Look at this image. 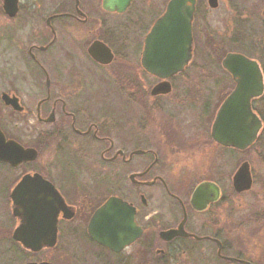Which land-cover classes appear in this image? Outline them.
<instances>
[{
    "label": "flooded vegetation",
    "instance_id": "1",
    "mask_svg": "<svg viewBox=\"0 0 264 264\" xmlns=\"http://www.w3.org/2000/svg\"><path fill=\"white\" fill-rule=\"evenodd\" d=\"M170 1L131 0L118 12L104 8V0H16V12L8 16L0 0V15L29 29L23 51L44 81L32 142L8 136L0 125L6 139L37 152L34 161L17 166L0 161V197L10 214L8 228L0 225V264H264V59L235 52L259 66L263 90L250 107L261 128L248 148L225 147L212 138L211 127L237 87L222 67L227 53L219 59L217 73L192 68L195 40H214L202 33L218 0L215 9L208 0H195L193 57L182 71L162 79L144 67L146 36L166 16ZM57 28L81 30L90 40H59L57 45ZM50 51L69 63L58 64L56 74H49L42 60ZM106 51L109 61H98L95 56ZM94 72L113 78L114 84L95 86ZM195 74L198 85L191 81ZM3 94L15 98L22 110L5 106ZM2 106L30 115L14 92L0 93V113ZM247 152L250 162H240L229 179L224 155L234 159ZM244 163L251 184L239 191L234 176ZM15 171L9 179L8 173ZM25 177L29 194L50 206L45 217L51 218L53 211L55 218L52 237L45 224L42 235L30 238L43 244L35 250L14 239L20 221L13 214L11 195ZM202 184L211 187L194 199ZM124 186L135 189L138 203L118 191L111 194L112 187L121 191ZM150 188L156 191L145 198L144 189ZM111 197L134 209L141 230L119 251L98 244L88 233L93 214Z\"/></svg>",
    "mask_w": 264,
    "mask_h": 264
},
{
    "label": "water",
    "instance_id": "2",
    "mask_svg": "<svg viewBox=\"0 0 264 264\" xmlns=\"http://www.w3.org/2000/svg\"><path fill=\"white\" fill-rule=\"evenodd\" d=\"M131 0H104L107 10L124 11ZM188 4V7H186ZM195 0H171L167 14L157 22L146 36V48L143 59L145 69L162 78L182 71L183 67L193 57V40L191 34V19ZM210 8L217 7V0H208ZM3 10L8 16L16 12V0H4ZM264 23V7L262 10ZM95 47V45L93 46ZM99 51L102 46L99 45ZM96 59L102 63L108 62L109 51ZM222 67L237 81L235 90L220 106L211 127V136L219 144L238 150L248 148L256 139L261 128V122L252 112L250 101L259 96L263 90L262 75L258 64L239 53H228L222 60ZM160 85L158 87H164ZM157 93V89L155 90ZM5 106L15 111H21L17 100L2 95ZM37 152L32 148H24L14 140L6 139L0 129V161L17 166L22 162L34 161ZM29 177H25L12 193L13 214L20 224L15 230L14 239L24 247L35 250L42 247L41 241H32L34 236L43 233L44 225H48L47 235L53 236L54 212L52 217L47 202L37 200L38 196L29 194ZM251 178L248 165L244 163L234 176V186L242 191L250 187ZM211 186L202 184L194 192V199L200 198ZM41 198V197H39ZM60 199V207L62 206ZM135 211L119 198H109L93 214L88 233L98 244L119 251L141 235V230L134 221ZM31 228L29 232L28 229ZM36 230V231H35ZM180 230V229H179ZM178 234L180 231H172ZM171 234V233H169ZM34 264V263H31Z\"/></svg>",
    "mask_w": 264,
    "mask_h": 264
},
{
    "label": "rangeland",
    "instance_id": "3",
    "mask_svg": "<svg viewBox=\"0 0 264 264\" xmlns=\"http://www.w3.org/2000/svg\"><path fill=\"white\" fill-rule=\"evenodd\" d=\"M264 0H218V8L216 11H210L207 16V23L202 35L206 33L214 40H195L196 50L195 59L192 68L201 70H218L220 69L219 59L223 54L230 52L251 53L249 55H257L261 60L264 59V23L262 19V10ZM28 28L22 27L21 24L10 22L0 15V93L14 92L21 97L27 107L29 116H19L9 109L2 106L0 113V125L8 136H13L21 140L24 144L32 142L33 135L37 132L34 110L36 102L44 97V81L39 77L36 69L26 57L23 51L25 40L31 38L28 35ZM57 39L59 40H90L80 30L69 28L67 31L57 28ZM51 36L48 40H51ZM25 48H27L25 46ZM54 49V48H53ZM209 54L211 59L205 57ZM43 63L49 74H56L58 64H69L66 58L57 57L54 52L50 51L43 56ZM67 61V62H66ZM218 71H216L217 73ZM223 74V73H222ZM96 75L91 83L95 86H108L114 84L113 78H106L104 73L94 72ZM229 77L225 74L223 81L229 85ZM192 84H200L199 75L192 76ZM43 92V93H42ZM47 157V156H46ZM251 155L247 153H239L234 159L224 155V170L226 176L231 177L238 164L243 160L249 161ZM69 159V158H68ZM72 163L71 160H69ZM250 162V161H249ZM113 172L116 171L112 168ZM18 171L8 173L9 179L15 177ZM129 182H127L128 184ZM8 185V180L6 186ZM145 198L151 196L156 188L144 189ZM124 195L131 202H137L133 199L135 189L124 186L121 191L112 187L111 194ZM185 193V192H184ZM9 210L7 201L0 197V225L7 224L9 226ZM24 254H21V257ZM20 258V255H19ZM33 256L31 259H38ZM15 264H23L20 260Z\"/></svg>",
    "mask_w": 264,
    "mask_h": 264
}]
</instances>
